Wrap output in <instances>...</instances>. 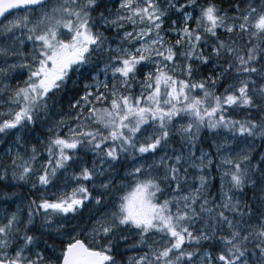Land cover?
<instances>
[{
	"label": "snow or ice",
	"instance_id": "obj_1",
	"mask_svg": "<svg viewBox=\"0 0 264 264\" xmlns=\"http://www.w3.org/2000/svg\"><path fill=\"white\" fill-rule=\"evenodd\" d=\"M110 2L56 0L50 6L49 0H0V18L18 9H40L35 21L25 15L0 23V134L26 130L55 107V98L66 94L69 85L91 81L83 84V94L71 104L76 110L74 126L61 119L48 130L46 162L38 164L40 150L34 146L25 155L16 151L8 167L0 165V186L31 182L32 189L47 188L58 171L74 161L77 149L98 157L92 168L82 167L73 176L91 181L103 174L104 164L111 168L126 155L135 158L168 149L173 132L178 131L184 143L179 152L173 149L172 156H161L148 169L135 167L129 173L134 180L131 191L119 198L113 211H99L87 224L79 222L77 214L87 201L96 205L103 201L84 184L53 199L44 195L29 199L26 209L0 218V264H52L43 252L34 251L38 237L29 234L34 228L68 238L56 257L58 264H191L194 259L197 264H212L213 259L218 264H264V215L252 225L245 219L252 214L251 207L229 195L232 189L255 185L253 172L264 183L259 172L264 156L255 165L249 154L222 160L229 166L222 179L230 188L221 193L219 204L209 199L210 176L201 175L198 187L181 194L185 164L201 172L213 166L209 153L201 150L196 156L202 128L264 139V84L257 86L252 78L264 79V66H256L264 61V7L248 3L241 9L237 4L233 11L239 15H230L217 0L202 5L198 0H118L115 11H109ZM188 9H198V15ZM101 29L115 30L116 40L109 41ZM25 41L32 42L28 55L19 47ZM9 57L20 62L9 64ZM208 65L214 66L213 72L197 79L201 67ZM142 66L150 70L142 71ZM17 68L27 69V79L23 86L10 89L5 99L3 80ZM229 78L235 83L217 93L218 85ZM240 107L257 111L260 118L227 116L229 108ZM183 116L190 121L173 128L174 119ZM145 126L152 129L150 135H145ZM21 141L17 136V148ZM155 168L163 169V174L152 175L149 169ZM100 187L107 189L109 184ZM166 188L173 195L161 198ZM0 198L9 197L0 192ZM197 220L204 227L194 232ZM223 226L228 235L218 238L217 229ZM216 239L224 245L218 256L199 251L203 243ZM193 244L194 250H186ZM122 245L133 253L123 261L117 259L124 256Z\"/></svg>",
	"mask_w": 264,
	"mask_h": 264
},
{
	"label": "rangeland",
	"instance_id": "obj_2",
	"mask_svg": "<svg viewBox=\"0 0 264 264\" xmlns=\"http://www.w3.org/2000/svg\"><path fill=\"white\" fill-rule=\"evenodd\" d=\"M111 1L114 5V8L116 9L118 0H111ZM49 3L55 4L56 0H49ZM115 9H114V11H115ZM189 11H192V10H189ZM39 13H40V9H32V10H28V11L18 10V11L13 12L9 16H7L4 20V24L5 25L9 24L11 21L15 20L17 17H23L25 15H27L30 20L35 21L37 19V17L39 16ZM193 15L196 16V15H198V13L193 12ZM172 19H177V17H174ZM129 30H131V29L129 28ZM63 31L64 30H62V32ZM18 33H19V30H18ZM66 35L67 34L65 33V36ZM168 38L171 40H174L176 37L175 36H169ZM115 40H116V37H115ZM27 44H30L31 45L30 48L32 49V42H30V41H25V43L22 46H25ZM112 46L115 47L116 44L113 43ZM125 46L128 47L130 45H125ZM21 52H24V51L21 50ZM18 62H20V61L19 60L18 61H8L9 64H15ZM100 67L103 68L104 65H102ZM142 70L148 71L150 69L149 68H143V66H142ZM14 74H15L14 71L8 73V79L9 80H7L4 83V85L7 86L6 89H8L10 87V84H11L10 80L13 79ZM108 77L110 79L111 73H108ZM100 79L104 80L105 76L101 75ZM89 82H91V81H89ZM89 82H87V83H89ZM111 82L112 81L110 79V86H111ZM231 83H235V80L232 79ZM1 110H3V108ZM75 112H76V110L71 108L70 110H67L64 113H59L56 116L54 113H52V111H48V113L45 115V117L48 119V122H47V125L45 126V129L48 131L50 128L54 127V125L57 121H59L61 119L67 120L69 124L74 126V121L72 120V117L75 115ZM187 123H188L187 119L180 118L178 121V126L180 127L181 125H186ZM66 131H67V129L65 128L62 131V133L66 132ZM151 131H152V129L149 127V129H147V132L145 133V135H150ZM35 138L38 139L40 142H42V140H43L42 138L40 139V136H38V135H35ZM180 139L182 140L181 136H180ZM15 140H16V138H13V139L10 138V139L5 140V141L3 140V143H0V164L5 163V165H6L5 167H8L11 163V158L15 155L16 151H20L21 155H25L26 152L28 150H30L33 146L40 150L38 164L46 162L47 155L45 154V152L42 149L43 148L42 146H44L45 142H42L41 143L42 146H41L40 144H36L35 142H33L31 139H28L23 144L22 147L17 148V146L15 144ZM182 143H184V142H182ZM214 144L215 145H214L213 150H203L204 152L209 153L211 155L212 163L216 162V161H222L225 158H232L235 160L239 157H242L244 154L251 155V153L254 151V149L258 143L256 142V140H252L251 138L240 137V136L234 137L226 129H220V130L215 131ZM173 149L176 150L177 152H179L181 150V145L179 146V148H176L174 145H170V147L168 149H165L163 151L158 149L156 151V153H148L147 155L142 156V157L138 158L137 160H135L128 167V169L124 170V172H121V173L114 172L112 167L109 168L108 164H104L103 168H102L103 174L94 176L91 183H88L89 181L74 180L73 179L74 175L66 168V169H61L58 171L56 181H54L53 184L49 185L47 188H39L38 187L37 189H32L31 188V182H29L26 185L29 186L35 193L47 195L45 197H47L49 199H53L55 196H58L61 193H66V192L71 191V189L75 188L78 184H84L86 186H90V187H93L96 189L102 188V187H100L102 184L107 183L110 185V183H112L114 180H116L117 176L121 175L122 180L118 183V190L122 193V194H120L119 197H122V196L128 194V192L131 191L132 186H134L133 177H131L129 175V173L135 167L143 165L146 169H148L149 166H151L155 162H157L161 156H165V155L172 156L173 155V151H172ZM9 150H11V151H9ZM84 151H86L87 153L92 152L90 150H84ZM200 152L196 151V156H199ZM184 155L185 156L188 155L186 145H185V149H184ZM3 157H5V158H3ZM93 159L95 161H97L98 157L96 155H93ZM195 162L198 163L199 161H195ZM89 163H90L89 161L81 160V162L79 164H80V166L85 167ZM91 164L93 165V162H91ZM189 168H190L188 170L189 179L186 180L182 184V188H181V194H184V195H187L190 191H192L194 188L199 186L198 177H200L201 175L210 176L212 179V174H211L210 168H205L203 172H201L200 170L193 168L191 166H189ZM149 171L151 172L152 175H162L163 174V169H160V168L149 169ZM140 178H143V177H140ZM225 180H226V178H224L222 180L218 191L212 190V185H211V180H210V184L208 187L209 199L215 198L216 204H219L221 202V193L224 191H229L230 185L225 183ZM162 187H164V185H162ZM103 189H105V188H103ZM166 189H165V192L163 193V196L161 198H167V197L173 195L171 190H166ZM118 190H116V191H118ZM257 191H258L257 204H258L259 211L254 216H252L250 219H248L252 225L259 224L260 221L257 219V217H261L262 215H264V183H261V182L259 183ZM229 195H232L235 200H239L242 204L245 205V198H244V195L242 194V192L240 190L232 189L229 192ZM119 202L120 201H118L116 199L111 200L108 204H105V205L104 204L103 205H96L94 202V205L89 210V215H87L86 217L85 216L79 217V222H82L83 224H87V221L89 219L94 218L96 216L97 212H99V211H103V212L113 211L114 205L118 204ZM14 203H15L14 208H11L6 204H0V218L6 217L11 213L16 212L18 208L25 209L26 200L23 196H20ZM93 214H95V215H93ZM227 214L228 213H226V215ZM203 227H204V222H202V220H197V221H195L194 226L191 230L195 232L196 229H200ZM226 234H227V227L226 226H223L222 228L217 229V237H222ZM132 237H135V234H133ZM159 238L160 237H158V236L155 237V239H159ZM59 239L62 241H66L68 238L62 237ZM46 245L48 247H46ZM49 247L54 248V251L49 250ZM62 250L63 249L61 247H59V246H57L51 242H48L43 238H38V247H36L34 249V251L43 252L45 257L48 258L50 261H52V264H58V262L56 261V257L61 254ZM203 252H205V251H202L201 253H203ZM191 264H197V260L194 259ZM204 264H207V261H205ZM212 264H215L214 259L212 261Z\"/></svg>",
	"mask_w": 264,
	"mask_h": 264
},
{
	"label": "trees",
	"instance_id": "obj_3",
	"mask_svg": "<svg viewBox=\"0 0 264 264\" xmlns=\"http://www.w3.org/2000/svg\"><path fill=\"white\" fill-rule=\"evenodd\" d=\"M205 0H198V4H204ZM217 3L225 8V10H227L229 12L230 15H239V12L233 11V7L235 5H240L241 9H244L247 7L248 3H252L255 7L260 8V7H264V0H217ZM49 5H54V3H49ZM114 5L112 3V1L109 3V11H114ZM188 10H192L194 13H198V10H194V9H188ZM176 17L175 15H172L171 18ZM31 26V25H29ZM102 31H105V29H101ZM105 35L108 37L109 41H115V35L116 32L114 30H108L105 31ZM218 35L221 36V38H227L228 34H225L223 32H219ZM264 46V45H262ZM210 50V49H207ZM103 63H101L100 66H102ZM257 67H261L264 66V61H261L259 64L256 65ZM213 65H208V66H202L200 69V76L196 77L197 79H200L202 76L204 75H208L211 74L213 72ZM143 71V70H142ZM253 80L256 81L257 86H259L260 84H264V79H259L257 78L255 75H253ZM75 81H80V77H74L73 78ZM231 78H229L228 81L226 82H222V85H218L216 91L217 93L223 92L224 88L227 86L228 83H231ZM89 79H84L82 82L80 83H76V84H71L68 86V88L65 90V93H59L57 95V97L55 98V107L54 108H50L49 111H52L54 109H56L59 105L63 106V111H67L71 109V104L74 102V100L79 99V96L83 94V84L89 82ZM74 89V90H73ZM138 89H134V92H137ZM199 92V90H197V93ZM70 108V109H69ZM87 110L85 109V112ZM227 116L230 117L231 119L234 120H244V119H248V118H253V119H259V115L257 113V111L255 110H249L247 108H229L228 109V113ZM180 118L183 119H187V121H190V117L188 116H183V117H177L174 119L173 121V128L178 129V121ZM147 129H149L148 126H145ZM40 134V139L42 138V142L47 141L48 137H49V131L47 132H41ZM63 134V133H61ZM200 139L199 142L196 145V151L200 152L201 150H213L214 149V135L215 132H213L212 130L208 129V128H202L200 131ZM17 136H22V141L21 144L23 146V144L28 140L31 139L33 141L34 137L29 133V131L23 130L22 133H19V135H14V132H10L7 134H0V139L2 138L4 141L8 140L10 138H16ZM180 134L178 131L173 132L170 135L169 138V145H174L176 148H179V146L182 144L183 140L180 139ZM36 139V138H35ZM34 139V141H35ZM39 144L42 143L38 140ZM256 142L258 143L257 146L255 147L254 151L251 153V164L255 165L258 164L260 162V159L262 156H264V139H260L257 138ZM43 147V151H44V146ZM46 154V153H45ZM148 154V153H147ZM144 154L143 156L147 155ZM93 155H95L93 152L91 153H87L86 151L82 150V149H77L75 150V159L74 161L69 162V166L67 167V169L73 174V175H78L82 166H80V162L81 160L84 161H89L90 163L87 164L85 167L88 168H92L93 165L91 164V162H94L95 160L93 159ZM140 155H135V158H133L132 154L126 155L124 157H122V159L118 162H115L112 166V169L114 172L117 173H121L124 172V170L128 169V167L138 158H140ZM5 158V157H3ZM222 161H216L212 163V167L210 168L211 174H212V179H211V185H212V190L214 191H218L220 184L222 182V174L224 171H227L229 169V166L226 165H222L221 163ZM0 165H5V163L0 164ZM219 165V167H217ZM243 167V165H242ZM184 168L187 169L186 173L182 174L186 175L187 179H189V172L188 170L190 169L188 164L184 165ZM259 172L264 174V165H261V168L259 169ZM253 179H255L257 181V183L255 185L253 184H246L242 190H240L242 192V194L244 195L245 198V205H248L251 207V212L252 214L250 216H246L245 219H250L252 216H254L258 211V204H257V195H258V186L260 183V180L257 177L256 172L251 173ZM122 180V176H117L116 180H114L112 183H110L109 188L107 189H103V188H93L90 186H87L89 188L90 193L92 194V196H96V197H102V205L104 204H108L111 200H119V196L120 194H122L119 190H118V183ZM91 181H89L88 183H91ZM184 183V182H183ZM182 183V184H183ZM118 190V191H116ZM166 190H170V189H166ZM0 192L6 193L7 196L9 197L8 199H2L0 198V204H6L11 208H14V202L20 197L23 196L26 200V204H25V209H26V205L29 199H37V197L39 195L35 194V192L26 184H23L22 186L19 187H5V186H0ZM13 193H15L16 195H13ZM256 199V200H255ZM94 205V201H87L85 203V207L83 209H81L80 213H78V217H83V216H87L89 215V210L91 209V207ZM95 215V214H93ZM39 223V221H37V224ZM29 234L31 235H35L38 238H43L48 242H51L59 247H61L62 249L65 246V242L66 241H62L59 238H55L53 236H50L48 234H42L37 228L32 229L31 232H29ZM228 235V229H227V234L224 236ZM223 237V236H222ZM219 238V237H218ZM131 242L135 243L136 242V237H131ZM251 247V245H249ZM196 248V245L193 244L190 247H187L186 250L188 251H192ZM224 245L222 243V241H220L219 239L213 240L211 243H203L200 248L199 251H209L213 257H216L220 254V252L223 251ZM121 251L124 252V256H118L117 259L118 260H126L127 257L133 255V253L131 251H126L125 247L122 245L121 246ZM215 264H218V262L214 259ZM192 263V262H191Z\"/></svg>",
	"mask_w": 264,
	"mask_h": 264
},
{
	"label": "flooded vegetation",
	"instance_id": "obj_4",
	"mask_svg": "<svg viewBox=\"0 0 264 264\" xmlns=\"http://www.w3.org/2000/svg\"><path fill=\"white\" fill-rule=\"evenodd\" d=\"M2 24H4V21L1 22ZM18 31V30H17ZM20 31V30H19ZM30 44H27L25 46H19L20 47V51H24V55H28L29 53L32 52V49L30 48ZM19 58H12V57H9L8 58V61H18ZM15 74H14V77L13 79L10 80V87L8 89H5L4 93H3V98H7L8 96V92L10 89H14L16 88L17 86H23V82L27 79V69H21V68H17L14 70ZM7 80H9L8 78L7 79H4L3 80V83H5ZM2 109V107H0V110ZM52 113H54L56 116L59 114V113H64L63 111V106L60 105L58 106L56 109L52 110ZM47 122H48V119L44 116L41 117V120L40 121H37L36 124L34 125H30L26 131H29V133L34 137L35 139V135H38L40 136L39 133L41 132H47V130L45 129V126L47 125ZM24 129H22L20 132H16V131H13L14 132V135H19V133H22ZM12 132V133H13ZM33 139V142H35L36 144H39L38 142V139H35L34 141ZM41 145V143H40ZM42 146V145H41ZM43 149V148H42ZM35 194H38V193H35ZM38 195H43V194H38ZM44 196H47V195H44Z\"/></svg>",
	"mask_w": 264,
	"mask_h": 264
},
{
	"label": "water",
	"instance_id": "obj_5",
	"mask_svg": "<svg viewBox=\"0 0 264 264\" xmlns=\"http://www.w3.org/2000/svg\"><path fill=\"white\" fill-rule=\"evenodd\" d=\"M18 10H22V9H18ZM18 10H15V11H18ZM15 11H14V12H15ZM12 13H13V12H12ZM12 13H11V14H12ZM9 15H10V14H9ZM9 15H7V16H9ZM4 19H5V18H0V23H1Z\"/></svg>",
	"mask_w": 264,
	"mask_h": 264
}]
</instances>
